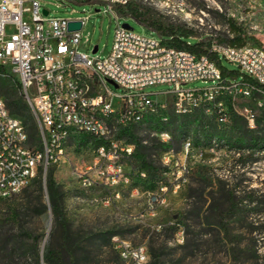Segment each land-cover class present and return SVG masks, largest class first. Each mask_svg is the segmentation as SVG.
Masks as SVG:
<instances>
[{
  "label": "built area",
  "instance_id": "1",
  "mask_svg": "<svg viewBox=\"0 0 264 264\" xmlns=\"http://www.w3.org/2000/svg\"><path fill=\"white\" fill-rule=\"evenodd\" d=\"M87 1L105 3V12L117 20L107 56H91L81 50L90 16H52L39 0H0V81L10 78L19 84L26 101L36 110L42 143L41 147L30 145L27 126L11 112L0 91V200L19 193L40 174L45 178L49 167L66 156L67 141L77 135L91 134L101 141L95 147L93 162L86 166L85 173L78 174L82 185L89 188L104 183L131 185L132 172L125 170L123 161L134 159L136 144L116 137L131 125L154 118L166 124L170 111L187 115L201 108L225 125L231 119L230 103L249 125H256L255 113L249 107L240 108L239 101L259 95V104L263 105V45L247 40L234 45L220 41L218 34L212 33L206 47L241 73L224 76L209 55L170 46L159 33L146 35L121 24L117 10L132 0ZM157 1L163 6L176 5L178 13L186 12L185 0ZM190 38L205 42L203 37ZM198 81L206 84L191 85ZM108 82L122 92L113 91ZM162 84L172 88L163 92L146 90ZM151 135L163 144H173L167 129ZM143 142L149 144L147 139ZM216 150L215 145L205 151L196 150L192 139L186 138L179 151L175 146L165 150L162 162L168 169H181V174L190 169L192 158L203 159L216 154ZM91 170L95 176L89 174ZM136 174L148 176L145 170ZM182 178L179 175L172 183L161 180L158 190L143 192L150 194L152 201L165 204L169 187L178 192ZM131 191L142 190L133 187ZM103 202L110 204L111 197H105ZM113 240L127 264L147 263L145 244L134 245L118 236Z\"/></svg>",
  "mask_w": 264,
  "mask_h": 264
},
{
  "label": "rangeland",
  "instance_id": "2",
  "mask_svg": "<svg viewBox=\"0 0 264 264\" xmlns=\"http://www.w3.org/2000/svg\"><path fill=\"white\" fill-rule=\"evenodd\" d=\"M39 1L51 10L52 16H90L84 29L81 50L91 56L104 57L110 53L117 20L113 14L105 12V3L87 0ZM61 2H64L63 6ZM129 4L149 19L192 29L191 36L203 37L205 43L209 42L212 33L228 39L234 37L236 32H241L245 41L264 46V0H185L186 12L183 13L177 12L176 5L163 6L157 0H132ZM128 6L117 10L120 23L129 24L142 34L157 35L156 31L122 11ZM96 9L101 11L96 12ZM189 41L195 42L192 38ZM95 45L99 46V50L93 53ZM222 61L229 68H236L226 59ZM2 81L11 92L20 95V89L13 80ZM205 84L198 81L191 85L201 87ZM108 85L116 93L122 92L115 84L108 82ZM171 88L170 84H162L146 90L163 92ZM260 99L262 96L259 95L241 99L239 107H249L257 118L263 117L264 102L260 105ZM32 109L36 117V110ZM231 125L232 118L224 125L201 108L187 115H176L170 111V120L166 124L154 118L136 126L137 135L147 139L149 145L153 146L151 157L159 167L162 179L172 183L179 175L183 177L178 192L169 187L165 204L152 201L151 195L143 192L158 189L148 188L147 184L139 181L136 174L139 163L135 158H125L123 162L127 168L125 170L132 172L133 181H137L142 191L133 193L131 185L124 183L84 187L78 174L85 173L86 166L95 159V145L82 135L70 138L66 143L64 159L49 169H54L57 181L63 186L64 214L77 242L81 264H127L115 248V236L128 239L134 245L145 244L149 253L145 264H152V247L157 249L163 242H166V248L159 259L163 264H264V233L259 230L248 232L252 226L247 221H251L254 215L246 217L243 210L246 219L242 220L243 214L235 216L227 226L226 219L224 225L204 222L206 214L210 215L207 209L214 197H218L222 183L226 189L228 182L227 187L234 189L239 199L249 189L264 190V151L241 150L230 146L226 142V127ZM242 126L240 121L238 127ZM214 127L220 130L211 137L207 136V129ZM257 128V124L251 126L247 121V130L253 132ZM162 129L169 130L180 141L174 145L177 151L186 138H191L196 150L201 148L205 151L215 145L216 154H208L203 159L192 158L190 169L181 174V169H168L162 162V154L167 146L153 141L151 135ZM221 133H225V136ZM116 137L125 141L129 139L121 132ZM41 144L39 134L35 140L30 137L31 146L41 147ZM89 174L95 176L93 170ZM42 178L43 191H39V179H34L19 193L0 201V264H46L42 258L46 246L52 243L57 248L61 243V230L56 226L52 208L43 209L40 206V199L47 206L49 204L46 177L42 175ZM117 193H120L119 197ZM105 197H111L110 204L103 202ZM195 202L197 207L202 206L200 217H197L196 209L192 208ZM240 207L246 209V201ZM15 208L23 209V219H15ZM170 226L175 228L171 230ZM22 229L25 234H22ZM110 232L113 237L108 243L96 236L98 233ZM5 237L10 239L7 247L1 241ZM15 239L19 240V247L14 245Z\"/></svg>",
  "mask_w": 264,
  "mask_h": 264
},
{
  "label": "trees",
  "instance_id": "3",
  "mask_svg": "<svg viewBox=\"0 0 264 264\" xmlns=\"http://www.w3.org/2000/svg\"><path fill=\"white\" fill-rule=\"evenodd\" d=\"M123 12H128L131 16L135 17L140 22L144 23L150 29L159 33L163 39L173 47L177 48H187L198 55L207 54L210 58L220 66L222 73L224 76L227 75H241L240 71L237 68H229L226 66L222 58L216 53L210 52L206 47L205 42H190L189 38L191 37L192 29L185 27H174L171 25H167L162 21L149 19L144 13L140 12L136 7L129 4L128 8L122 10ZM222 42H229L234 45L243 44L245 40L242 37L241 32H236L234 37L227 38H219ZM3 80H11L10 78H6ZM2 81V80H1ZM0 81V91L5 96L7 105L11 112L16 116L20 117L25 125L27 126L30 137L32 140L37 139L38 135V127L36 122V117L33 113L32 107L27 103L24 95L20 91V95H17L15 92H11L8 85L4 84L3 81ZM15 85L20 89L18 83L14 82ZM15 93V94H14ZM230 111L232 118V125L230 127H226V142L235 148L241 150H252V151H264V115L263 117L257 118L256 124L258 128L253 132H250L246 129L247 120L242 115L238 114L230 103ZM24 119H23V118ZM243 123L242 127H238L239 122ZM137 125H131L127 128L122 129L120 132L124 136H128V142L136 144V151L134 153V158L139 163V167L147 172V178H141L140 175L137 174L139 181H142L144 184H147L148 188H157L159 186V182L162 179L159 167L157 166L155 160L151 157L152 152L151 149L153 146L149 144H145L143 139H141L137 135ZM220 129L214 127V129H207V136L211 137ZM221 135L225 136V133H221ZM86 141H91L95 147L98 146L101 141L97 140L91 134H83L82 135ZM153 141H159L154 138ZM160 142V141H159ZM176 142H180L177 138L173 137V144H164L167 146V149L171 148L175 145ZM38 186L39 191H43L44 182L42 175L40 174ZM140 182V184H142ZM46 184L47 191L49 195V204L48 206L42 203L40 199L41 208H48L49 206L52 208L54 213V217L56 220V226L61 230V243L56 248L52 243L48 244L43 252V259L46 264H81V256L78 249L77 242L72 236V233L69 228L68 221L65 218L64 214V190L61 183H59L55 177L54 169H49L46 176ZM136 184V185H135ZM229 183L226 182V189L224 183L221 184V187L218 191V197H214L213 201L210 203L207 211L210 212V215L206 214V222L207 224H223L226 219V226L231 222L230 219L235 216H242L245 210V216L254 215L251 221H247L250 226H252L248 232L253 233L256 230H259L260 233H264V190L261 189H249L245 192L242 199H239V196L236 195V191L234 189H230L227 187ZM131 187H140L137 185V181H133L131 183ZM8 199V198H7ZM4 200V199H3ZM1 201V200H0ZM246 201V209L240 207L242 202ZM254 203V206L250 207L251 204ZM249 207V208H248ZM193 209H196L197 217L201 216L202 206L197 207V203H193ZM15 219H23V209L15 208ZM243 214L242 220L246 219ZM175 226H170L169 229H174ZM227 231V230H226ZM229 231V230H228ZM22 234L26 232L22 229ZM2 234L0 230V235ZM6 236H9L7 234ZM99 238L105 240V243L111 241L113 237V233H98L96 235ZM8 237H5L3 240L4 246L7 247L10 242ZM14 245L19 247V240H14ZM166 248V242L161 243L159 248L152 247V264H163L159 259H161L162 254L164 253V249ZM238 248H233L236 250Z\"/></svg>",
  "mask_w": 264,
  "mask_h": 264
},
{
  "label": "water",
  "instance_id": "4",
  "mask_svg": "<svg viewBox=\"0 0 264 264\" xmlns=\"http://www.w3.org/2000/svg\"><path fill=\"white\" fill-rule=\"evenodd\" d=\"M45 13L48 14V11L45 10ZM125 26L131 27L129 24H125ZM99 50V46L95 45L93 48V53H96Z\"/></svg>",
  "mask_w": 264,
  "mask_h": 264
}]
</instances>
